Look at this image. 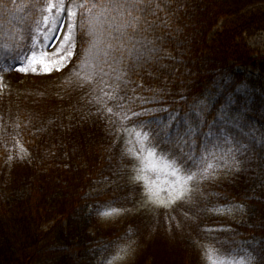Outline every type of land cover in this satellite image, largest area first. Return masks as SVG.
I'll list each match as a JSON object with an SVG mask.
<instances>
[{
  "label": "trees",
  "instance_id": "16d2710c",
  "mask_svg": "<svg viewBox=\"0 0 264 264\" xmlns=\"http://www.w3.org/2000/svg\"><path fill=\"white\" fill-rule=\"evenodd\" d=\"M47 3L0 0V264H105L133 241L125 264H206L209 245L264 264V83L239 71L264 78V41L249 43L264 0H85L73 61L26 78ZM128 130L185 171L220 146L238 164L171 210L104 223L143 195Z\"/></svg>",
  "mask_w": 264,
  "mask_h": 264
},
{
  "label": "rangeland",
  "instance_id": "374dc122",
  "mask_svg": "<svg viewBox=\"0 0 264 264\" xmlns=\"http://www.w3.org/2000/svg\"><path fill=\"white\" fill-rule=\"evenodd\" d=\"M85 0H49V24L48 29L42 35V50L30 57L23 69L19 70L26 78L40 76L43 73H51L61 70L67 60L74 55L71 39L76 32V14L84 6ZM50 6H52L50 8ZM72 32V29H74ZM221 26V25H220ZM263 36H255L249 40L251 47L256 51H263ZM35 69V71H33ZM245 76L255 80L264 78L250 70H239ZM25 83V79L20 81ZM7 83L0 79V90ZM123 145L125 152L133 159L134 165L129 180L138 183L143 188L142 197L136 205L127 211H107L103 213V221H115L127 215L139 213H151L159 210H171L180 203L192 190H200L204 185L223 178L226 169L232 170L231 154L218 150L215 152L203 172L195 170L185 174L174 169L167 159L159 157L149 144V138L138 130H128L123 133ZM19 149L22 147L19 145ZM12 166L9 165L6 177L12 176ZM16 171V169L14 170ZM11 174V175H10ZM194 174L191 180L189 175ZM9 177V178H10ZM218 216L237 220L244 216V210L239 206L225 208L217 211ZM144 217V215H142ZM137 243L123 245L116 249L105 264H125L133 256ZM204 248V249H203ZM201 249L206 264H253L248 258H227L222 255L215 246H207Z\"/></svg>",
  "mask_w": 264,
  "mask_h": 264
},
{
  "label": "bare ground",
  "instance_id": "6f19581e",
  "mask_svg": "<svg viewBox=\"0 0 264 264\" xmlns=\"http://www.w3.org/2000/svg\"><path fill=\"white\" fill-rule=\"evenodd\" d=\"M235 143H236V149H237V150H241V148H243V143H242L241 141L236 140ZM125 211H126V210H125ZM125 211H124V212H125Z\"/></svg>",
  "mask_w": 264,
  "mask_h": 264
},
{
  "label": "snow or ice",
  "instance_id": "6c2138e0",
  "mask_svg": "<svg viewBox=\"0 0 264 264\" xmlns=\"http://www.w3.org/2000/svg\"><path fill=\"white\" fill-rule=\"evenodd\" d=\"M52 6H50V8H51ZM21 70H23V71H27V69H21ZM33 71H35V69H33ZM110 111V110H109ZM146 135V134H145ZM193 176H194V174H192V175H189L188 176V179L189 180H191L192 178H193Z\"/></svg>",
  "mask_w": 264,
  "mask_h": 264
}]
</instances>
